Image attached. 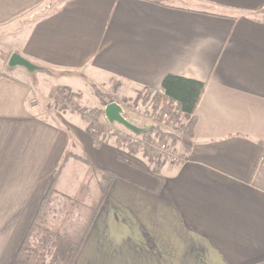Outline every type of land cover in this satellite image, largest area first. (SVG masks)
Returning a JSON list of instances; mask_svg holds the SVG:
<instances>
[{
  "label": "crops",
  "instance_id": "obj_1",
  "mask_svg": "<svg viewBox=\"0 0 264 264\" xmlns=\"http://www.w3.org/2000/svg\"><path fill=\"white\" fill-rule=\"evenodd\" d=\"M158 1L0 0V25L50 8L14 52L42 68L156 90L168 73L205 84L191 135L176 141L177 160L154 174L140 151L113 135L95 145L79 114L51 109L32 81L0 71V264H20L52 183L48 218L61 215L50 203L67 201L64 187L85 188L77 195L86 201L95 194L99 174L77 156L54 180L66 151L116 174L72 264L264 259V0ZM99 122L111 124L104 111ZM75 169L94 179L91 194V179Z\"/></svg>",
  "mask_w": 264,
  "mask_h": 264
},
{
  "label": "trees",
  "instance_id": "obj_2",
  "mask_svg": "<svg viewBox=\"0 0 264 264\" xmlns=\"http://www.w3.org/2000/svg\"><path fill=\"white\" fill-rule=\"evenodd\" d=\"M155 1L159 2L158 0ZM72 73L75 72L63 71V74ZM204 86L205 84L202 81L168 73L163 77L159 89L156 90L147 86H143L142 88L148 93L154 94L151 102L152 113L158 121L164 120L167 126L173 129L181 125L183 133L191 135L196 119V106L203 93ZM95 92L103 106L112 101L111 98L98 89H95ZM69 96L74 95L68 93ZM102 114V107L92 108L88 112L79 111L80 117L86 122V131L88 133L94 130L97 131V134H93L95 145L100 144V137L113 135L114 143L117 146L124 145L131 153L140 151L148 160L149 171L154 174H158L161 164L169 159L168 154L159 149L161 143H168L170 147L169 152L174 154L178 137L173 131L165 130L159 125H149L136 134L137 139L135 140L130 135L125 136L119 129L110 134L105 126L98 128L97 125ZM69 154V151L65 152L58 169L54 172V180L65 160L69 157ZM77 158L99 174L96 178V192H94L95 194L92 197L88 196L90 203L86 201L83 194L80 196H66L67 201L63 207L62 214L56 218H48L46 209L54 191L52 183L42 201L44 212L40 210L34 219L32 227L15 257L18 263H73L94 215L99 209L113 178L116 176L110 170L94 166L85 155H77ZM76 205L81 206V213L75 212ZM250 264H264V259Z\"/></svg>",
  "mask_w": 264,
  "mask_h": 264
},
{
  "label": "rangeland",
  "instance_id": "obj_3",
  "mask_svg": "<svg viewBox=\"0 0 264 264\" xmlns=\"http://www.w3.org/2000/svg\"><path fill=\"white\" fill-rule=\"evenodd\" d=\"M49 9L50 8H45V10L41 9L37 12H34L35 10L26 11L14 17V19L8 22V24L0 25V71L16 77H22L29 82L32 81L33 87L37 88L39 92V97L44 99L47 106H50V108L55 111L61 113L76 112L79 114V111L81 110L88 112L92 108L102 107L104 109V106L98 99L95 92V89H98L100 92L105 93L107 97L111 98L112 101L117 102L123 109L124 117H126L128 121L138 128L142 127V129H144L149 125H159L165 130L173 131L177 135L178 139L184 134L181 125H178L177 128L173 129L170 126H167L166 123L161 124L162 121H158L155 118L152 113L151 106L154 94L148 93L142 87H137L115 78H105L102 82L92 81L90 78L80 74H63V71L52 69L50 67L42 68L38 65H36L38 68L32 69V71L24 68V66L20 71H14L13 68L16 67V65L11 66L8 64V61L12 53L16 51L19 52L25 36V27L32 20L36 19ZM62 76H78L83 79L82 82L70 80L69 83L61 84L59 80ZM68 93H72L74 96L68 97ZM39 97L37 95V101L40 102ZM97 126L98 128L101 126L100 122H98ZM104 126L109 130L110 134L116 129H119L125 136L130 135V137L135 138V140L137 139L136 134L138 133H133L120 124L113 123L110 125L106 123ZM92 133L97 134V131L94 130ZM69 153V157L72 155H74V157L79 155L74 154L73 152ZM84 172L85 171L83 170H74L76 177L84 175L88 176V179H91L89 182L91 193L95 188L93 182L94 179L92 180L91 175H85ZM71 190L72 189L69 187H64L61 191L68 196H78L82 190L84 193L86 192L85 188H82L77 191V195ZM55 197L56 200L53 203H50V207L56 213L61 210L62 214L63 207L66 203V200L64 199L65 197ZM78 198L80 199V197ZM81 211V206L76 205L75 212L81 213Z\"/></svg>",
  "mask_w": 264,
  "mask_h": 264
},
{
  "label": "water",
  "instance_id": "obj_4",
  "mask_svg": "<svg viewBox=\"0 0 264 264\" xmlns=\"http://www.w3.org/2000/svg\"><path fill=\"white\" fill-rule=\"evenodd\" d=\"M8 64L11 66L15 65H21L27 68L28 70L32 71V69H37L38 67L27 60L26 58L20 56L18 53H12ZM104 115L106 119L109 121V123H117L125 127L126 129L132 131L133 133H140L143 129L138 128L137 126L133 125L130 121L124 117L122 114V108L121 106L115 102L112 101L104 106Z\"/></svg>",
  "mask_w": 264,
  "mask_h": 264
},
{
  "label": "built area",
  "instance_id": "obj_5",
  "mask_svg": "<svg viewBox=\"0 0 264 264\" xmlns=\"http://www.w3.org/2000/svg\"><path fill=\"white\" fill-rule=\"evenodd\" d=\"M165 123L164 120H162L161 124ZM159 149L164 152V153H167L168 154V158L169 160L171 161H176L177 160V156L175 154H172L170 153V147L167 143H161Z\"/></svg>",
  "mask_w": 264,
  "mask_h": 264
}]
</instances>
